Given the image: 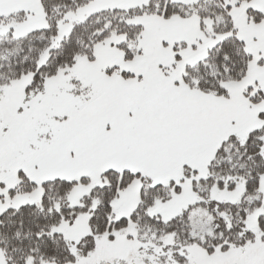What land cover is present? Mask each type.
<instances>
[{
    "label": "snow or ice",
    "instance_id": "1",
    "mask_svg": "<svg viewBox=\"0 0 264 264\" xmlns=\"http://www.w3.org/2000/svg\"><path fill=\"white\" fill-rule=\"evenodd\" d=\"M0 264H264V0H0Z\"/></svg>",
    "mask_w": 264,
    "mask_h": 264
}]
</instances>
